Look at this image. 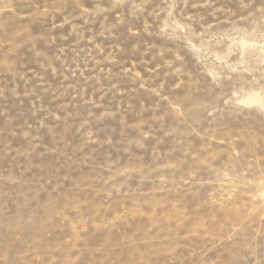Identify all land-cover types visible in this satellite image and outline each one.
I'll list each match as a JSON object with an SVG mask.
<instances>
[{"label":"rangeland","instance_id":"rangeland-1","mask_svg":"<svg viewBox=\"0 0 264 264\" xmlns=\"http://www.w3.org/2000/svg\"><path fill=\"white\" fill-rule=\"evenodd\" d=\"M0 264H264V0H0Z\"/></svg>","mask_w":264,"mask_h":264},{"label":"bare ground","instance_id":"bare-ground-1","mask_svg":"<svg viewBox=\"0 0 264 264\" xmlns=\"http://www.w3.org/2000/svg\"><path fill=\"white\" fill-rule=\"evenodd\" d=\"M252 100H254V99H252Z\"/></svg>","mask_w":264,"mask_h":264}]
</instances>
